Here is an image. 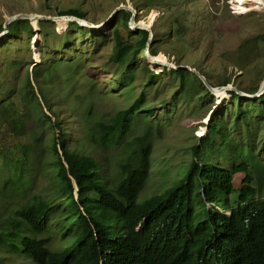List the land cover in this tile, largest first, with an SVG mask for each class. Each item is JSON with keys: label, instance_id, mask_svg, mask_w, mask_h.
Returning <instances> with one entry per match:
<instances>
[{"label": "trees", "instance_id": "obj_1", "mask_svg": "<svg viewBox=\"0 0 264 264\" xmlns=\"http://www.w3.org/2000/svg\"><path fill=\"white\" fill-rule=\"evenodd\" d=\"M57 14L85 22V13L78 8ZM130 16L129 10H118L108 33L101 30L95 37L112 42L109 60L117 70L126 69L117 83L120 89L134 76L136 60L145 56L149 35L143 28L128 29L124 39L119 27L126 26ZM46 22L17 18L7 26L8 38L21 31L29 36ZM67 23L69 28L80 27L71 20L56 24L61 29ZM147 48L152 58L162 60L152 45ZM38 67L28 70L26 90L40 109L36 119L52 132L50 157H43L45 147L36 137L21 143L17 152L13 146L0 145V264H264V166L260 160L254 164L260 152L249 145L253 135L264 134V90L258 97L247 98L229 89L233 113L226 120L210 119L205 135L190 146V161L178 171L174 183L138 203L136 198L149 176L156 121L145 120L142 134L132 140L125 137L139 115L150 109L145 92L108 120L88 121L82 127L84 138L99 154L110 147L121 151L116 162L119 179L108 186L98 159L68 146L61 119L48 104V93L35 87ZM145 70L149 81H155L156 75ZM171 72L186 94L213 98L195 73L184 67ZM229 83L230 77L224 78L222 87ZM2 109L0 128L7 123L22 132L25 120H14ZM253 121L256 126H251ZM228 123L245 126V147L230 140ZM154 129L159 132L160 127ZM45 166L51 168L56 182L51 195H32L22 204H12L11 194L28 185L35 168ZM235 173L242 174L237 186ZM208 203L217 208L210 209ZM53 234L59 235V243Z\"/></svg>", "mask_w": 264, "mask_h": 264}, {"label": "rangeland", "instance_id": "obj_2", "mask_svg": "<svg viewBox=\"0 0 264 264\" xmlns=\"http://www.w3.org/2000/svg\"><path fill=\"white\" fill-rule=\"evenodd\" d=\"M121 4L135 10L133 25L141 22L149 26L155 37L147 47L152 45L169 66L156 65L140 56L134 76L120 89L117 83L126 69L117 70L116 63L109 60L112 42H101L95 37L101 30L108 33V24L115 23L111 12ZM69 8L83 11L85 23L102 24V27L91 29L79 25L82 31L80 27L69 28L67 23L59 29L56 23L60 21L43 19L47 22L29 36L23 31L10 38L7 32L2 35L4 21L13 15L55 17L60 16L58 11ZM0 27V111L6 108L5 114L13 115L14 120H25L20 133L16 127L3 123L1 146H13L17 152L21 143L36 137L45 147L43 157H50L47 152L52 132L46 123L36 119L40 109L26 90L28 70L39 66L35 87L48 93V104L61 119L68 146L96 157L104 181L111 186L119 179L116 162L121 151L110 147L99 154L84 138L82 127L88 121L108 120L141 91L145 92L146 106L150 109L139 115L125 137L132 140L142 134L145 120L156 121L152 129L149 176L139 192L138 202L174 183L178 171L190 161V146L196 137L205 135L210 119L226 120L233 113L229 89L213 93V98L207 100L190 96L179 88V80L171 70L178 66L196 69L215 83L216 89H221L224 78L230 77L228 86L248 94L264 77V13L249 10L237 14L229 0H0ZM119 28L126 39L130 18L126 26ZM67 37L70 42L64 41ZM145 67L156 75L155 81H149ZM256 124L253 121L251 126ZM157 125L159 132L154 129ZM228 127L230 140L245 147L246 135L242 136L245 126L229 124ZM253 136L249 145L260 152L254 164L260 160L264 166V134ZM2 176L0 170V183ZM241 177V173L234 174V186ZM29 180L25 188L11 194L12 204H22L32 195L49 196L56 185L49 166L35 168ZM57 235L52 236L59 243Z\"/></svg>", "mask_w": 264, "mask_h": 264}, {"label": "water", "instance_id": "obj_3", "mask_svg": "<svg viewBox=\"0 0 264 264\" xmlns=\"http://www.w3.org/2000/svg\"><path fill=\"white\" fill-rule=\"evenodd\" d=\"M120 9H126V10H129V11L131 12V16H130V28H131V29L143 28V29H146V30L148 31L149 35H148V40H147V44H146V48H145V57H147V59H153L152 56L149 55L148 50H147V49H148V48H147V46H148V42H149V41L151 40V38H152V34H151V30H150V28L147 27V26H142V25L139 24V23H136L135 25L132 24L136 12H135L134 9H132V8H131L130 6H128L127 4H121V5H119L118 7L114 8V9L112 10V12H111V17H113V16L115 15V13H116L118 10H120ZM33 16H35V15H33ZM62 16H63V15H61V16H55V17H47V16L36 15L34 18H37V19H51V20H55L56 17H62ZM64 16H65V15H64ZM30 17H31V14H25V13H23V14H16V15H13V16L7 18V19L4 21V23H3V29H4V31H3L2 35L5 34V33L7 32V26H8V24H9L11 21H13V20H15V19H17V18H30ZM66 17H68L69 20H71V21H75V22L78 23V25H80V26L84 25V24L82 23V19H80V18H77V17H74V16H68V15H66ZM85 26H86V27H90L89 25H85ZM90 28H91V29H97V28H99V27L94 26V27H90ZM156 63H157V64H160V65H166V66H169V64H167V63H162V62H160V61H157ZM178 67H184V68H186V69L192 71L193 73H195V74L201 79V81L203 82V84H204V85H205V86H206L211 92H213V93H214L215 91H217V90L225 91L226 89H232V90H234L237 94H239V95L242 96V97L255 98V97H258V96L263 92V90H264V77H263V79L261 80V82H260V84H259V87H258V89H257V92H255V93H249V94H248V93H244V92H242V91H239V90H237L236 88L231 87V86H224V87H222L221 89H216V88L212 87V86L207 82V80L205 79V77H204L201 73H199L196 69H192V68L187 67V66H178Z\"/></svg>", "mask_w": 264, "mask_h": 264}, {"label": "bare ground", "instance_id": "obj_4", "mask_svg": "<svg viewBox=\"0 0 264 264\" xmlns=\"http://www.w3.org/2000/svg\"><path fill=\"white\" fill-rule=\"evenodd\" d=\"M229 2L233 5L234 12L237 13V14L246 13L249 10H255L256 12H263L264 13V0H229ZM35 16H33V14H31L30 18H34ZM68 16H70V15H68ZM62 20H69V18L66 17V15H65V16H62V17H56L54 21H62ZM82 23L84 24V26L85 25H89L90 27H94V26H97L99 28L102 27V24H97V25L93 24V25H91V24L85 23L83 21H82ZM139 24H141L142 26L149 27L146 23L139 22ZM90 27H88V28H90ZM148 61L151 62V63H154L156 65H158L156 63L157 61H160L162 63H166L163 60H157V59H154V58L153 59H148ZM218 92L221 93V92H224V91L217 90L214 93H218Z\"/></svg>", "mask_w": 264, "mask_h": 264}, {"label": "clouds", "instance_id": "obj_5", "mask_svg": "<svg viewBox=\"0 0 264 264\" xmlns=\"http://www.w3.org/2000/svg\"><path fill=\"white\" fill-rule=\"evenodd\" d=\"M130 29H131V28H130ZM136 200H137V198H136ZM136 202H138V201H136ZM138 203H139V202H138ZM209 204H210V203H208V207H209L210 209H211V208H217V207L214 206L213 204H210V205L212 206V207H210ZM225 213H228V211H225Z\"/></svg>", "mask_w": 264, "mask_h": 264}]
</instances>
